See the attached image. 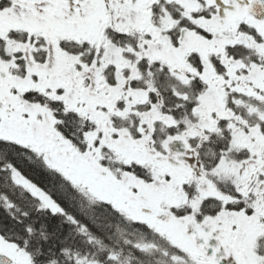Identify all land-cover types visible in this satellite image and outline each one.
Returning a JSON list of instances; mask_svg holds the SVG:
<instances>
[{
    "label": "snow or ice",
    "instance_id": "obj_1",
    "mask_svg": "<svg viewBox=\"0 0 264 264\" xmlns=\"http://www.w3.org/2000/svg\"><path fill=\"white\" fill-rule=\"evenodd\" d=\"M0 264H264V0H0Z\"/></svg>",
    "mask_w": 264,
    "mask_h": 264
}]
</instances>
